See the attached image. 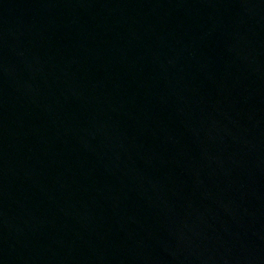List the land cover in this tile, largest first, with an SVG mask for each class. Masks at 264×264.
<instances>
[{"label": "water", "instance_id": "1", "mask_svg": "<svg viewBox=\"0 0 264 264\" xmlns=\"http://www.w3.org/2000/svg\"><path fill=\"white\" fill-rule=\"evenodd\" d=\"M0 264H264V0H0Z\"/></svg>", "mask_w": 264, "mask_h": 264}]
</instances>
